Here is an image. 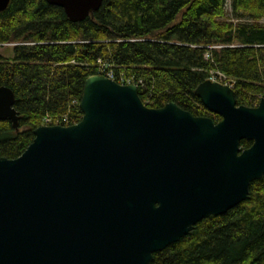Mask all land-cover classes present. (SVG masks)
Masks as SVG:
<instances>
[{
	"label": "water",
	"instance_id": "1",
	"mask_svg": "<svg viewBox=\"0 0 264 264\" xmlns=\"http://www.w3.org/2000/svg\"><path fill=\"white\" fill-rule=\"evenodd\" d=\"M45 1L73 23L102 4ZM194 95L218 123L174 102L148 108L135 85L88 77L79 122L39 126L20 156L0 157V264H150L246 201L264 176V94L237 106L233 89L205 80ZM14 101L0 86V121L17 130Z\"/></svg>",
	"mask_w": 264,
	"mask_h": 264
},
{
	"label": "trees",
	"instance_id": "2",
	"mask_svg": "<svg viewBox=\"0 0 264 264\" xmlns=\"http://www.w3.org/2000/svg\"><path fill=\"white\" fill-rule=\"evenodd\" d=\"M225 1L102 0L73 23L45 0H10L0 12V46L14 45L0 55V86L13 91L19 120L17 130L0 121V157L20 156L45 117L79 122L84 81L99 75L98 61L140 81L148 108L174 102L205 116L194 90L210 72L234 81L237 106L255 107L264 94V0H231L233 17L248 24L223 21ZM150 264H264V176L246 201L203 219Z\"/></svg>",
	"mask_w": 264,
	"mask_h": 264
},
{
	"label": "built area",
	"instance_id": "3",
	"mask_svg": "<svg viewBox=\"0 0 264 264\" xmlns=\"http://www.w3.org/2000/svg\"><path fill=\"white\" fill-rule=\"evenodd\" d=\"M207 57V56H206ZM98 74L104 76L105 78L115 81L117 84L120 85H135L138 87L140 85L139 82H135L133 77H126L123 75V73H120L118 77H116L113 73V71L110 68H107L104 63L101 61H98ZM208 80L211 82L219 83L225 86H228L229 88L233 89L234 87V81L227 79L223 74L220 72H210V76L208 77ZM75 103V102H73ZM70 120L68 116H63L61 118H50L45 117L43 119L41 126H49V125H60V126H69L72 124H76L75 122L70 123Z\"/></svg>",
	"mask_w": 264,
	"mask_h": 264
},
{
	"label": "rangeland",
	"instance_id": "4",
	"mask_svg": "<svg viewBox=\"0 0 264 264\" xmlns=\"http://www.w3.org/2000/svg\"><path fill=\"white\" fill-rule=\"evenodd\" d=\"M230 4H231V0L225 1V16L222 19L223 21H228V22H233V23H242V24L251 23L250 20L245 19V18H241V19L234 18L231 12ZM13 45L14 44H6V45L0 46V55L6 56Z\"/></svg>",
	"mask_w": 264,
	"mask_h": 264
},
{
	"label": "flooded vegetation",
	"instance_id": "5",
	"mask_svg": "<svg viewBox=\"0 0 264 264\" xmlns=\"http://www.w3.org/2000/svg\"><path fill=\"white\" fill-rule=\"evenodd\" d=\"M202 117H206V118L212 119L215 124L220 121V117L218 115H215L213 113H209L208 111H206L205 112V116H202Z\"/></svg>",
	"mask_w": 264,
	"mask_h": 264
}]
</instances>
